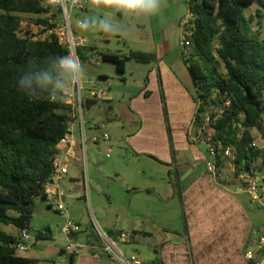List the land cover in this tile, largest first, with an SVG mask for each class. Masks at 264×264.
<instances>
[{
    "label": "trees",
    "instance_id": "obj_1",
    "mask_svg": "<svg viewBox=\"0 0 264 264\" xmlns=\"http://www.w3.org/2000/svg\"><path fill=\"white\" fill-rule=\"evenodd\" d=\"M46 1L0 0V264H39L19 256L15 245L20 238L1 226L29 229L35 201L44 198L52 178L57 145L67 133L72 111L59 88L67 72L61 61L70 51L48 33L60 11ZM255 5L256 15L248 18L247 11ZM189 12L191 56L186 65L199 102L195 125L216 147L217 167L230 149L236 175L252 173L258 164L264 172V148L253 146V131L264 124V39L252 25L255 19L262 25L264 0H189ZM21 15L41 16L38 26L45 36L23 31ZM102 60L124 74L127 60L148 65L157 57L132 51L128 56L103 54ZM149 264L164 263L156 259Z\"/></svg>",
    "mask_w": 264,
    "mask_h": 264
},
{
    "label": "crops",
    "instance_id": "obj_2",
    "mask_svg": "<svg viewBox=\"0 0 264 264\" xmlns=\"http://www.w3.org/2000/svg\"><path fill=\"white\" fill-rule=\"evenodd\" d=\"M95 9L114 11L103 6H96L93 3L90 7L81 11L92 12ZM132 30L134 31L135 29L132 28ZM160 31L155 32L156 37L162 34V31ZM161 36L163 38L164 34ZM143 45L144 50H138L137 52L155 54L157 61L146 65L149 66V71L145 78V87L138 95L131 98V112L125 117V121L133 124L131 131L125 137L116 136L113 143H110L111 147L125 144L137 156L146 155L155 160L157 164L170 170L168 173L169 180L164 178L165 174H161L159 181L156 175L151 176L138 171L135 173L132 169H127L125 181L136 182L138 186L135 189L139 193L151 194L155 187L160 186L161 189L173 194L175 188H172L171 183L175 174L181 198V221L184 224L180 230L170 224L171 220L168 223L167 220L162 219L160 227L165 235L155 240L152 233L146 230H139V228H132L129 235L111 225L106 226L105 232L119 243V247L128 243L139 244L141 239L153 240L154 255L148 262L142 258L143 264H149L156 259L163 261L164 264H249L245 259V253L250 248L255 232L264 231V226H255L253 219L245 213L242 205L237 200L238 192H234L231 187L238 181L229 182L224 179L225 184H222L223 181L217 175L213 177L206 171V162L210 160L208 142L202 138L201 128L195 125V115L199 108V102L193 78L191 76L194 90L188 83H184L181 78L180 73L182 72H180V63L178 61V49L180 47L177 48V44H167L157 38L154 41L148 40ZM84 49L80 48V52L84 57L83 60L94 63L99 59V55L95 56L96 61L94 58H89L85 54ZM97 65H99V61ZM66 74H70V72L67 71ZM101 75L103 76L104 74ZM159 79L161 80L164 93L167 121L163 110ZM100 82H103V80H100ZM71 85L72 79L69 85L63 87L64 92L70 90L72 88ZM152 88L154 89L153 91L151 90ZM86 98L88 99L86 108L88 111L99 103L109 106L110 111L114 113L116 104L115 99L111 95L110 101H96L95 104L91 103L93 100L89 94L86 95ZM153 98L157 99L155 107H152ZM110 115L109 113L107 117L109 122L117 121L118 114L113 117ZM204 120L206 123V119ZM155 123L161 124L163 133L159 134L153 128ZM95 125L96 123L92 124L90 130H97L94 128ZM135 125L138 127H135ZM194 127L196 128L194 129ZM193 130H195L194 137L192 136ZM176 132H178L177 135ZM199 146H203L205 154ZM188 155H192V161L187 160ZM108 156L107 158L110 159L111 156ZM223 161L224 164L217 167V174H220L223 169L226 173H229L230 169H234L236 175L233 160L224 157ZM81 166V163L77 161L72 163L68 174L63 179L62 188L65 192L67 205H71L70 203L73 201L85 198L83 194L85 188L80 173ZM201 167L202 171H200ZM255 169L259 171L257 166H255L252 173L246 172L236 175L243 180L240 192H245L246 178L256 173ZM195 174L198 175L196 176ZM126 187L128 188L127 185ZM39 200H42V198L35 201V211L44 214L43 207L36 204ZM185 207L190 212H187ZM60 215L61 219L58 217L59 221L56 223L53 221L46 222L41 227H37V229H40L39 231L48 229L50 234L45 237H40L37 234L32 237L30 234V239L27 241L29 249L21 252L19 256L38 260L39 264H101L100 257L105 255V253L102 250L101 241L97 237L94 227L84 225L82 219L80 220L75 214L70 212L71 218L82 229L80 233L73 237L74 242L80 247V254L76 256L67 250L66 238H56L54 236L52 225H63L65 221L66 216L61 213ZM31 221L29 224L30 231H32ZM151 222L159 224V221L153 222L151 220ZM59 229L57 227L58 231ZM11 235L20 238V230L15 228ZM123 235L129 237L126 242L121 243L120 239ZM140 250L137 249L136 252L139 253ZM134 255L136 256V254H131V256ZM51 256H56L57 260ZM109 261L115 264L113 260L110 259Z\"/></svg>",
    "mask_w": 264,
    "mask_h": 264
},
{
    "label": "rangeland",
    "instance_id": "obj_3",
    "mask_svg": "<svg viewBox=\"0 0 264 264\" xmlns=\"http://www.w3.org/2000/svg\"><path fill=\"white\" fill-rule=\"evenodd\" d=\"M257 9L258 5L249 9L246 13L247 17L250 18L251 15H256ZM189 13V0H161L159 11L154 15L143 13L122 15L120 12L103 11L100 9H95L92 12L75 9L71 13L70 24L75 36H80V38L86 40L84 47L85 54L89 58L94 59L96 58L95 56L99 55V59L97 61L95 59L96 62L94 63H90L88 60H83L79 57V75L83 82L82 85L85 89H89L90 87L87 85V82L103 80V82H100V85L109 91V95L115 99L116 104L114 106V113L110 111L109 106L99 103L89 111L85 109V118L87 123L89 122L87 125V167H83L82 165L80 173L82 179L84 169L87 171L86 174L88 173L90 196L73 201L70 203L71 205H67L65 201V204L69 215L70 212L71 214H75L80 220L82 219L83 224L86 226H93L95 230L101 229L105 232L106 226L112 225L129 235L132 228H139V230H146L152 233L154 240L165 235L162 231L163 229L160 227L162 219L167 220L168 223L171 220L170 224L180 230L183 228L179 184L177 183L175 174L171 183L172 188H175L173 194H170L165 189H161L160 186L155 187L151 194L139 193L135 189L138 186L136 182L125 181L127 169H132L135 173L138 171L151 176L156 175L158 180L161 174H165L164 178L169 180L168 173L170 170L165 166L157 164L155 160L146 155L137 156L125 144L111 147L110 143H113L116 136L125 137L131 131L133 124L125 121V117L131 112V98L138 95L145 87V78L148 75L149 66L136 63L133 60H127L125 73L119 74L116 65L111 62H104L102 55L116 54L128 56L132 51L144 50L143 44L148 40L154 41L156 38L167 44H177L176 47H180L178 49V61L180 63V72H182L180 73L181 78L184 83H188L192 87V90H194L191 73L182 59L181 49V42L185 39L182 27L190 19ZM41 18V16L37 15H21L23 21L21 29L23 31H30L38 38L44 37L45 35L41 34L43 29L38 26V20ZM258 22L259 20L255 19L252 25L255 29L261 31V36L264 39V20L262 21V25H259ZM79 23L81 24L79 25ZM82 25H86V27H82ZM104 25H109V29L105 30ZM132 28L135 30L133 31ZM160 30L164 34L163 38L162 34L156 37L155 32ZM78 51H80V48ZM98 61L99 65H97ZM101 74L104 75L102 76ZM71 79H73L72 73L65 74L59 88L69 85ZM151 90L153 91L154 89L152 88ZM86 95L84 94L85 97ZM156 104L157 99L153 98L152 107H155ZM109 113L112 117L118 114L117 121L109 122L107 120ZM94 123H103V126L97 130H90V127ZM135 127L138 126L135 125ZM153 128L159 134L163 133L161 124L155 123ZM194 131L192 132L193 137L195 136ZM104 134L110 136L109 142L100 140L99 143H94L92 141L93 136L102 137ZM253 134L256 137L257 146L264 148V124L260 130H254ZM199 148L205 154L203 146H199ZM108 155L111 156L110 159L107 158ZM187 160L192 161V155H188ZM259 167L260 164L257 165V168ZM200 171H202V167ZM259 172L261 171L259 170ZM195 175L197 176L198 174ZM217 177L222 181L224 179L229 182L238 181L231 187L234 192H238L236 196L237 200L242 205L245 213L253 219L255 226H264V210L253 205L250 197L245 192H240L243 180L240 179V176L237 177L235 175V170L230 169L229 173H226L223 169L220 174H217ZM222 184H225V182L223 181ZM83 194L85 196V191ZM36 204L43 207L44 214L35 211L31 221L32 231H30V234L32 237L40 230L37 227H41L46 222L53 221L56 223L59 221L58 217L61 219L59 212L57 213L52 207L49 208L48 201L42 199ZM185 209L187 212H190V210H187V207ZM151 220L153 222L159 221V224H153ZM65 221L63 225H52L56 238L65 239V236L61 232ZM57 227L60 228L59 231ZM1 229L10 235L15 231L14 226L2 225ZM152 243L153 240L151 239H141L139 244H122L120 248L125 256L130 257L131 254H136L140 259L143 258L148 262L154 255ZM137 249H141L139 253L136 252ZM105 255L100 257L101 264H112L109 261V257ZM51 257L57 260L56 256ZM115 264L118 263L115 262Z\"/></svg>",
    "mask_w": 264,
    "mask_h": 264
},
{
    "label": "built area",
    "instance_id": "obj_4",
    "mask_svg": "<svg viewBox=\"0 0 264 264\" xmlns=\"http://www.w3.org/2000/svg\"><path fill=\"white\" fill-rule=\"evenodd\" d=\"M92 0H47L45 5L50 6L60 11L52 22L56 23L53 30L48 31L49 34H55L61 45L67 47L70 54L62 61H72L76 65V70L73 72L70 69H66L73 74L72 88L65 91L66 103L72 105V111L69 115L67 124V133L61 139L57 145L58 154L54 157L53 161V175L52 178L45 185L44 199L48 201L49 205L57 212L66 216L65 225L61 229V232L67 241V250L75 254L80 253V247L74 242L73 237L77 233L81 232V226L75 222L69 215L68 208L65 204V192L62 188V182L65 175L69 172V167L74 162H79L83 167H87V121L85 118V109L87 105V98L84 94H89L91 99L97 102H108L111 100L109 91L100 85V81H89V89L83 87V82L79 75L80 62L77 50L84 48L86 40L84 38L76 37L70 24V17L73 10H85L90 7ZM190 18L191 14L189 13ZM189 21V20H188ZM188 21L182 27L183 35L185 39L181 42L182 59L187 63L191 56V42L187 37L186 27ZM81 23H79L80 25ZM41 29H44L40 26ZM184 38V37H183ZM61 61V62H62ZM188 65V64H187ZM62 66V65H61ZM64 68V67H63ZM210 119L206 118V123H209ZM103 126V123H98L94 126L95 129H99ZM100 140L104 142L110 141L108 134L102 135V137L93 136L92 141L99 143ZM208 144V154L210 160L206 162V171L213 177L217 175V150L216 147ZM254 147H258L255 143ZM225 157L234 161V155L230 149L225 151ZM110 157V156H108ZM86 169L83 172V183L85 198L90 196V185L88 179V173ZM245 193L250 197L251 203L258 208L264 210V173L257 171L251 176H248L245 181ZM40 199V198H39ZM97 236L101 241L102 250L108 257L118 264H143V261L137 256L127 257L123 254L119 247V243L113 240L106 232L101 229H96ZM50 234L48 229H44L37 232L40 237H45ZM30 239V230H20V242L15 245L16 253L19 255L21 252L27 251L29 245L27 241ZM127 236L123 235L120 239L121 243L127 241ZM245 259L249 264H264V231H256L251 241L250 248L245 253Z\"/></svg>",
    "mask_w": 264,
    "mask_h": 264
},
{
    "label": "clouds",
    "instance_id": "obj_5",
    "mask_svg": "<svg viewBox=\"0 0 264 264\" xmlns=\"http://www.w3.org/2000/svg\"><path fill=\"white\" fill-rule=\"evenodd\" d=\"M92 3L96 6L113 9L122 15L140 13L154 15L159 11L161 0H92ZM82 27H86V25H82ZM109 27V25H104L105 30H108ZM61 65L73 72L76 70V65L72 61H62Z\"/></svg>",
    "mask_w": 264,
    "mask_h": 264
}]
</instances>
